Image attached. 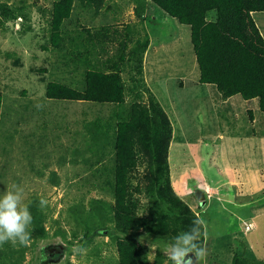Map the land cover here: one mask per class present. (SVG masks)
<instances>
[{
	"label": "rangeland",
	"instance_id": "obj_1",
	"mask_svg": "<svg viewBox=\"0 0 264 264\" xmlns=\"http://www.w3.org/2000/svg\"><path fill=\"white\" fill-rule=\"evenodd\" d=\"M53 1L0 0V194L14 184L23 188L35 215L30 242L0 246V264H118V239L134 242L143 264H171L172 240L155 236L153 228L139 236L115 229L108 206L115 125L128 118L133 103L150 110V95L172 130L160 156L169 186L193 213L191 221L180 222L189 229L198 221L202 226L199 244L207 255L200 264H263L264 113L257 102L237 95V105L221 108L216 87L198 82L189 26L173 18L152 31L161 43L149 63L144 53L132 54L149 36L144 0H103L98 8L74 0L58 47L49 40ZM263 20L264 12L254 13L264 38ZM114 63L123 103L45 95L50 81L81 90L87 69L108 73ZM243 107L254 110L257 122ZM138 159L131 191L149 181L146 154ZM196 189L206 195L204 206ZM140 197L144 215L147 199ZM41 198L47 200L44 209ZM53 245L61 249L58 257L49 251L43 256L41 249ZM78 245L87 253L76 254Z\"/></svg>",
	"mask_w": 264,
	"mask_h": 264
},
{
	"label": "trees",
	"instance_id": "obj_2",
	"mask_svg": "<svg viewBox=\"0 0 264 264\" xmlns=\"http://www.w3.org/2000/svg\"><path fill=\"white\" fill-rule=\"evenodd\" d=\"M79 1L84 6L93 5L96 8L103 2ZM150 1L168 16L189 26L200 84L214 85L222 100L236 94L243 99L257 97L259 109L264 113V38L252 16L253 13L264 12V0ZM73 5L74 0L52 2L49 40L53 47H58L62 41V24L71 16ZM213 10L214 20H210L207 14ZM147 44L148 37L132 49V54H143ZM113 66L114 70L108 73L87 69L84 73V88L81 90L50 81L46 84L45 95L52 99L83 100L98 104L123 103V80L117 64ZM149 102L150 110L146 105L133 103L128 118L115 125L114 180L110 188L113 201L108 206L115 229L139 236L143 230L149 232L153 228L152 234L170 241L185 229L189 230L185 224L182 227L180 220L191 221L189 217H193V213L171 190L167 180V165L160 158L168 148L171 137L170 121L152 95ZM1 104L0 94V110ZM150 111H155L157 116L152 118ZM140 154H146L149 181L144 187L135 184L134 191H131L130 180L137 172ZM150 167L154 169L150 171ZM135 192L138 195H134ZM141 195L147 199L144 215L141 214ZM197 226L202 231V226ZM116 247L118 264H143L134 242L118 239ZM48 248L41 249L43 256L49 251L58 257V246Z\"/></svg>",
	"mask_w": 264,
	"mask_h": 264
},
{
	"label": "clouds",
	"instance_id": "obj_3",
	"mask_svg": "<svg viewBox=\"0 0 264 264\" xmlns=\"http://www.w3.org/2000/svg\"><path fill=\"white\" fill-rule=\"evenodd\" d=\"M213 15L214 10L209 13L210 17ZM37 107L40 106L37 105ZM39 206L44 209L47 206V200L41 198ZM32 223L30 205L24 203L23 188L14 184L3 194H0V246L5 243L27 245L31 240ZM198 223L200 222H194L188 231L180 233L169 243L167 255L171 264H200V261L205 259L207 252L199 244L201 232L197 226ZM74 252L84 255L87 253V249L78 245L74 248Z\"/></svg>",
	"mask_w": 264,
	"mask_h": 264
},
{
	"label": "crops",
	"instance_id": "obj_4",
	"mask_svg": "<svg viewBox=\"0 0 264 264\" xmlns=\"http://www.w3.org/2000/svg\"><path fill=\"white\" fill-rule=\"evenodd\" d=\"M144 1H145L144 7H143L144 11H143L141 16H142L143 20L145 19V21H146V27H148V34H149V36H148V40L149 41H148V45L146 47V50H145L144 54L146 55V59H147V61L149 63V57L151 56L152 53L155 54L157 52V50H158V48L160 46V43H161V40L157 42V40L155 39L154 35L152 34V31L155 30L156 26H161L163 23H168L170 21L169 18H173V17L168 16L165 12H163L158 6H156L150 0H144ZM207 15H208L207 16L208 19H210V20L213 19L214 20V16L210 17L209 16V12H208ZM252 16H253V19H254V13L252 14ZM149 19H151V20H149ZM173 19L175 20V22H178L175 18H173ZM177 24H181V23L178 22ZM263 24H264V20H263ZM195 61H196V59H195ZM154 68L155 67H152L149 64V70L150 71L154 70ZM181 71L183 72V68H182ZM198 71H199V69H198ZM146 73H147V67H146ZM159 73H161V71H158L156 73V75L159 74ZM198 78H199V73H198ZM201 85L206 86L208 84H201ZM210 85H212V84H210ZM151 89L155 93V91H154V89L152 87H151ZM215 90H216V94H217L216 97L219 96V98H220V99L217 98V101L219 102L218 105L221 108H223V109L226 108V105L229 102H231V103H235L236 102V105L239 102V101H237L235 99L236 96L239 95V94L233 95V96L227 98L226 100H222V98L220 96V93L217 91V89H215ZM212 94H213L212 97H214V99H216L214 93H212ZM251 100H253L252 102H254L253 105L254 104L256 105V102L258 104V99L257 98H252V99H249V100H245V102L249 103V102H251ZM240 104L244 105V103H240ZM233 106L234 105H232V108H233ZM243 109L246 110L247 114L249 115V118L252 120V123L253 122H257V119H256L255 115L253 114L254 113L253 109L245 108V107H243ZM258 110L260 111L259 106H258ZM260 120H262V123H264V116L263 115L260 118Z\"/></svg>",
	"mask_w": 264,
	"mask_h": 264
},
{
	"label": "water",
	"instance_id": "obj_5",
	"mask_svg": "<svg viewBox=\"0 0 264 264\" xmlns=\"http://www.w3.org/2000/svg\"><path fill=\"white\" fill-rule=\"evenodd\" d=\"M195 197L199 201L200 206H204L206 202V196L205 193L201 189H196L195 190ZM57 252L61 250L60 248H56Z\"/></svg>",
	"mask_w": 264,
	"mask_h": 264
}]
</instances>
